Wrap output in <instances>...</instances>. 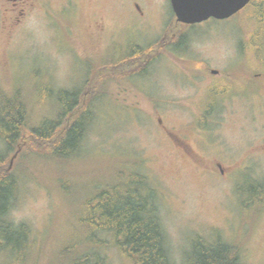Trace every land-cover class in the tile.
Returning <instances> with one entry per match:
<instances>
[{"label": "rangeland", "instance_id": "obj_1", "mask_svg": "<svg viewBox=\"0 0 264 264\" xmlns=\"http://www.w3.org/2000/svg\"><path fill=\"white\" fill-rule=\"evenodd\" d=\"M261 1L183 27L169 0H69L63 14L56 1L50 13L37 9L12 33L0 31V92L22 91L30 125L55 114L49 88L102 95L73 154L52 156L26 133L9 151L0 145L18 182L7 219L31 234L18 254L0 248V264H68L92 252L78 221L83 202L132 173L157 191L172 264H186L197 236L236 245L243 264H264ZM156 42L143 72L104 77V60ZM103 255L131 264L114 247Z\"/></svg>", "mask_w": 264, "mask_h": 264}, {"label": "trees", "instance_id": "obj_2", "mask_svg": "<svg viewBox=\"0 0 264 264\" xmlns=\"http://www.w3.org/2000/svg\"><path fill=\"white\" fill-rule=\"evenodd\" d=\"M174 23L177 27L185 26L177 23L175 18ZM132 47V51H124L117 59L101 64L104 77L106 71H109L107 77H117L135 67L143 72L145 64L151 62L152 54L158 51L159 44ZM141 69L135 71L140 72ZM43 90H47L46 87ZM45 94L53 101L55 114L38 125H30L27 101L22 91L16 89L11 94L0 92V145L3 144L6 150L20 145L25 133L43 141L48 152L57 158L79 150L84 131L93 118V102L101 99L102 95L86 96L80 87L71 90L49 88ZM79 104L83 109L81 112L76 111ZM5 158L0 155V248L18 254L31 234L26 224H15L7 219L18 182L16 176L7 171L9 159ZM117 177L122 180L103 185L83 202L78 221L88 232L87 246L93 251L70 256L68 264H107L103 254L109 247H114L131 264H172L159 215L156 189L140 173L128 174L127 179L124 174ZM100 235H107L106 239L100 238ZM73 243L68 245V249L78 248L79 241ZM185 263L243 264L236 245L220 239L209 241L202 236L191 241Z\"/></svg>", "mask_w": 264, "mask_h": 264}, {"label": "water", "instance_id": "obj_3", "mask_svg": "<svg viewBox=\"0 0 264 264\" xmlns=\"http://www.w3.org/2000/svg\"><path fill=\"white\" fill-rule=\"evenodd\" d=\"M251 0H169L177 23L199 24L209 19H227L244 9ZM216 73V71H212Z\"/></svg>", "mask_w": 264, "mask_h": 264}, {"label": "flooded vegetation", "instance_id": "obj_4", "mask_svg": "<svg viewBox=\"0 0 264 264\" xmlns=\"http://www.w3.org/2000/svg\"><path fill=\"white\" fill-rule=\"evenodd\" d=\"M56 1L59 2V7L56 12L63 14L69 0H0V31L12 33L16 27L23 22L24 18H26L30 13L35 12L37 9L50 13L49 10L52 8V4L56 3ZM135 8L140 11L139 16L143 17L144 12L138 3H135ZM174 36V34L170 35L172 38ZM111 60L112 59H106L104 61L109 62ZM212 71L216 70H211V72Z\"/></svg>", "mask_w": 264, "mask_h": 264}]
</instances>
